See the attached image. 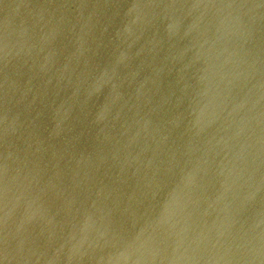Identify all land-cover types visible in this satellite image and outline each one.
<instances>
[{"label": "water", "instance_id": "water-1", "mask_svg": "<svg viewBox=\"0 0 264 264\" xmlns=\"http://www.w3.org/2000/svg\"><path fill=\"white\" fill-rule=\"evenodd\" d=\"M0 264H264V0H0Z\"/></svg>", "mask_w": 264, "mask_h": 264}]
</instances>
